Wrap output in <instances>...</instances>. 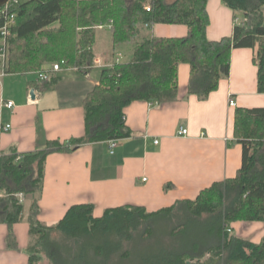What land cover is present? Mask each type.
Listing matches in <instances>:
<instances>
[{
  "label": "trees",
  "instance_id": "obj_1",
  "mask_svg": "<svg viewBox=\"0 0 264 264\" xmlns=\"http://www.w3.org/2000/svg\"><path fill=\"white\" fill-rule=\"evenodd\" d=\"M207 1L21 4L8 38L5 73L43 71L58 63L86 74L97 54V25L109 21L110 28L101 29L108 37V55L122 51L129 56L111 59V65L101 68L98 84L84 101L83 136L48 142L34 152L0 153V223L28 222L30 264H37L41 254L51 264H264V236L253 243L227 231L235 221H264V106L235 108L233 135L242 147L241 165L233 177L213 182L194 199L152 212L142 206H116L99 217L93 216L92 204H77L56 224L37 219L34 195L41 189L48 153L128 137L124 108L136 100H175L180 63L190 67L187 93L203 100L228 76L231 51L255 48L257 90L264 93V0H221L241 22L217 40L206 35ZM55 22L58 26L53 27ZM159 23L184 25L188 31L182 37H156L146 29ZM56 80L51 73L48 80H40V88ZM18 193L24 203L18 202ZM7 237L13 245L11 233Z\"/></svg>",
  "mask_w": 264,
  "mask_h": 264
},
{
  "label": "crops",
  "instance_id": "obj_2",
  "mask_svg": "<svg viewBox=\"0 0 264 264\" xmlns=\"http://www.w3.org/2000/svg\"><path fill=\"white\" fill-rule=\"evenodd\" d=\"M206 10L209 39L231 34L234 16L230 8L221 0H208ZM159 24L146 29L156 37H182L188 31L180 24L158 28ZM108 47L107 35L98 29L96 57L105 67L111 65V59L129 58L122 51L110 57ZM255 51L233 49L228 76L222 77L203 100L187 93L190 67L180 63L176 99L130 102L123 110L130 135L116 140L113 153L108 140L48 153L41 189L34 195L37 219L53 225L70 206L86 203L92 204L95 217L107 208L124 205L152 212L177 200L194 199L213 182L233 177L242 160L241 144L233 135L234 110L264 106V93L257 90ZM101 68L93 66L86 74L75 67L62 68L46 89L40 88L36 71L0 76V125H10L7 131L0 128V153L34 152L48 142L83 136L84 101L98 84ZM230 96L235 106H229ZM7 100L13 101L12 108L4 106ZM180 127L187 129L185 135L178 134ZM229 228L231 235L253 243L264 236V221L239 220ZM9 233L13 245L7 243ZM29 239L26 220L10 226L0 223V264H30L26 251Z\"/></svg>",
  "mask_w": 264,
  "mask_h": 264
},
{
  "label": "built area",
  "instance_id": "obj_3",
  "mask_svg": "<svg viewBox=\"0 0 264 264\" xmlns=\"http://www.w3.org/2000/svg\"><path fill=\"white\" fill-rule=\"evenodd\" d=\"M26 0H7L4 4L0 6V76L5 73V64L7 60V48H8V38L11 35V30L16 23L17 12L21 4H23ZM146 10H149L150 6H145ZM234 23L239 24L238 17L234 18ZM111 22L109 21L108 24H99L97 25L98 29L102 28H110ZM118 61V59H116ZM93 66L105 67V65L101 62L99 58L94 59ZM62 69V67L58 63L52 64L48 69L43 71L39 70L36 71L37 77L40 80H48L51 73L58 72ZM157 103L156 101H154ZM4 106L7 108H12L14 106L13 101L7 100L3 102ZM229 106H235V99L233 97H229L228 100ZM10 125H0V128L4 131L9 129ZM187 133V129L184 127H180L178 130V134L185 135ZM117 139H110L109 142V152L113 153L114 148L116 146ZM157 141L155 140L154 143ZM144 180V179H143ZM18 198V202L22 203L24 197L21 193L16 194ZM230 232V228L227 229Z\"/></svg>",
  "mask_w": 264,
  "mask_h": 264
},
{
  "label": "rangeland",
  "instance_id": "obj_4",
  "mask_svg": "<svg viewBox=\"0 0 264 264\" xmlns=\"http://www.w3.org/2000/svg\"><path fill=\"white\" fill-rule=\"evenodd\" d=\"M263 10H264V8H263ZM238 19H239V23H240L241 19L239 18V16H238ZM158 26H159L158 28H163L165 26V24H159ZM115 55H117V54L115 53ZM37 264H51V263L49 262L48 258L44 254H41L40 259L38 260Z\"/></svg>",
  "mask_w": 264,
  "mask_h": 264
},
{
  "label": "water",
  "instance_id": "obj_5",
  "mask_svg": "<svg viewBox=\"0 0 264 264\" xmlns=\"http://www.w3.org/2000/svg\"><path fill=\"white\" fill-rule=\"evenodd\" d=\"M7 0H0V6L4 4Z\"/></svg>",
  "mask_w": 264,
  "mask_h": 264
}]
</instances>
